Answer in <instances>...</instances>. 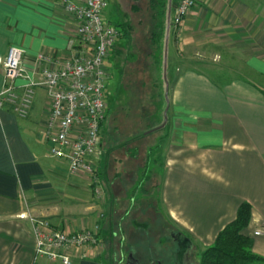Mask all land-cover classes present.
<instances>
[{
    "label": "crops",
    "instance_id": "0c3cea01",
    "mask_svg": "<svg viewBox=\"0 0 264 264\" xmlns=\"http://www.w3.org/2000/svg\"><path fill=\"white\" fill-rule=\"evenodd\" d=\"M168 15L169 8L172 49L164 64L172 82L164 131L146 154L147 175L156 179L146 180L147 197L163 220L203 249L249 203L245 231L252 252L264 258V234H253L264 222V0H196L171 29ZM10 46L22 50L24 66L40 80L42 68L78 50L74 20L57 0H0V90ZM50 107L38 86L25 115L11 104L0 108V264H49L36 256L33 220L59 230L100 222V248H79L71 264H103L112 232L105 226L119 199L111 189L121 181L111 157L118 146L102 140L105 203H98L87 176L68 174L65 160L49 154ZM106 209L109 219H100Z\"/></svg>",
    "mask_w": 264,
    "mask_h": 264
},
{
    "label": "built area",
    "instance_id": "2783aa9c",
    "mask_svg": "<svg viewBox=\"0 0 264 264\" xmlns=\"http://www.w3.org/2000/svg\"><path fill=\"white\" fill-rule=\"evenodd\" d=\"M57 2L74 20L78 50L42 68L41 79L35 80L24 66L22 50L10 46L3 60L0 108L11 104L18 114L25 115L35 88H45L51 103L44 132L49 154L65 160L68 174L80 172L86 175L95 198L101 201L103 189L99 165L107 105L105 81L109 76L104 61L119 32L103 14L106 0ZM195 3L196 0H175L172 14L169 11L168 26H180ZM69 45L73 47L72 40ZM39 59L49 60L42 54ZM17 79L23 82L17 84ZM98 216L102 217L103 213L99 212ZM33 221L36 256H45L49 264H71L72 256L79 248L89 251L101 246L98 223L59 230L51 228L46 221ZM253 234H264V222Z\"/></svg>",
    "mask_w": 264,
    "mask_h": 264
},
{
    "label": "rangeland",
    "instance_id": "374dc122",
    "mask_svg": "<svg viewBox=\"0 0 264 264\" xmlns=\"http://www.w3.org/2000/svg\"><path fill=\"white\" fill-rule=\"evenodd\" d=\"M166 2L167 0H154L152 3L140 0L134 5L129 0H122L121 5L117 6L115 0H106L103 9V14L110 25L120 30L119 24L122 21L127 27L122 45H119V50L113 56L114 61L109 57L104 61V66L109 71L105 81L106 101L111 107L104 126L103 141L106 147L118 146L111 153V157L117 160L113 166L121 176V181L118 180L120 186L117 187L121 190L116 188L114 192L111 188L119 199L115 204L117 209L113 211L111 223V230L115 235L110 234L105 244L103 264H116L120 245L124 247L125 253V248L132 242L142 243L139 237L146 238L145 235H149L156 238L160 231L158 226H164L168 231L175 228L170 221L163 220L155 211L147 197V189L151 188L152 182L143 180L147 167L146 154L151 146H155L158 136L164 131L165 125L159 126L164 120L165 109L168 108L169 88L172 82V76L166 72L164 64L165 52L168 58L167 53L172 49V39L170 33L168 36L163 11L166 9ZM153 128L156 129L143 134ZM122 142H126L125 145H120ZM110 163L108 161V164ZM149 165L148 163V170ZM153 176L150 175L148 178L156 180ZM143 188L147 189L141 192ZM125 197L128 199H124ZM131 197H135L136 200L129 205ZM159 242L161 241H156V245ZM175 245L172 243L173 248H177ZM201 247L198 245L193 250L197 264L204 250Z\"/></svg>",
    "mask_w": 264,
    "mask_h": 264
},
{
    "label": "trees",
    "instance_id": "16d2710c",
    "mask_svg": "<svg viewBox=\"0 0 264 264\" xmlns=\"http://www.w3.org/2000/svg\"><path fill=\"white\" fill-rule=\"evenodd\" d=\"M131 2H138L140 0H129ZM151 3L154 0H148ZM175 4V0H167L166 2V9L163 10L165 11V18L166 14L169 8V11L172 10L173 6ZM135 5V4H134ZM172 14V11H171ZM121 26L120 30H118L119 35L116 39L115 44L112 46L109 52V58H111L113 61V56L117 51L119 50L120 46L117 43L119 39L124 38L125 32H127V27L125 23H120ZM169 29V28H168ZM168 82V81H167ZM107 97V93H106ZM106 114H105V121L104 125L106 124L107 117L110 112V105L106 101ZM156 128L149 129L145 131L143 134L150 133L154 131ZM103 132H102V140H103ZM126 142H122L120 145H125ZM151 150V149H149ZM147 167L145 168V180L148 179L147 171H148V162H146ZM100 171V170H99ZM100 174V172H99ZM102 180V179H101ZM102 189H103V198L101 201H98L96 198V201L98 203L102 202L103 204L105 203V196H104V187L102 184ZM142 190H145L144 188ZM93 193V192H92ZM94 195V193H93ZM95 197V195H94ZM100 212L103 213L102 217H99L100 219H109V215L111 211L101 210ZM113 214V213H112ZM251 216V205L247 202H242L239 207L237 208L236 216L233 220L228 222L223 229H221L216 237L214 242L206 247L202 252H201V257L199 264H264V258L253 253L251 250V238L250 236L246 233L245 229L247 227V224L249 222ZM112 218V217H111ZM120 222V220H119ZM99 224V235L98 237L100 238V231H101V224L100 222H97ZM111 226V223L109 222L105 227ZM113 233V234H112ZM111 234L114 236L115 232H111ZM101 241V238H100Z\"/></svg>",
    "mask_w": 264,
    "mask_h": 264
},
{
    "label": "flooded vegetation",
    "instance_id": "af4514ba",
    "mask_svg": "<svg viewBox=\"0 0 264 264\" xmlns=\"http://www.w3.org/2000/svg\"><path fill=\"white\" fill-rule=\"evenodd\" d=\"M158 229L160 231H158L157 239L149 235H145L146 238L139 237L142 240L141 244L138 243L140 246L132 242L125 248V253H123L124 247L120 245L116 264H197L193 257L195 247L192 244L181 245L177 236L178 232L174 228L168 231V228L158 226ZM156 241L161 242L156 245ZM172 243L176 244L177 248L174 247V249Z\"/></svg>",
    "mask_w": 264,
    "mask_h": 264
},
{
    "label": "water",
    "instance_id": "95a60500",
    "mask_svg": "<svg viewBox=\"0 0 264 264\" xmlns=\"http://www.w3.org/2000/svg\"><path fill=\"white\" fill-rule=\"evenodd\" d=\"M168 21H169V19H168ZM167 81H166V93H167ZM167 109V108H166ZM166 109H165V113H164V120H163V122H162V124L159 126V127H162V126H164L165 125V123H166V120H167V116H166ZM178 239H179V241H181L180 242V244L181 245H188V246H190L191 245V241H190V239L186 236V235H184V234H182V233H180V232H178Z\"/></svg>",
    "mask_w": 264,
    "mask_h": 264
}]
</instances>
